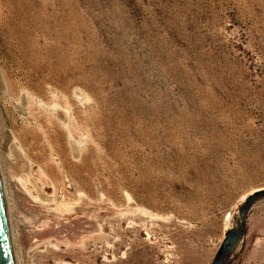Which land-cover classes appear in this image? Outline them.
<instances>
[{
  "label": "rangeland",
  "instance_id": "rangeland-1",
  "mask_svg": "<svg viewBox=\"0 0 264 264\" xmlns=\"http://www.w3.org/2000/svg\"><path fill=\"white\" fill-rule=\"evenodd\" d=\"M0 188L13 264H212L264 189V0H0Z\"/></svg>",
  "mask_w": 264,
  "mask_h": 264
},
{
  "label": "water",
  "instance_id": "water-1",
  "mask_svg": "<svg viewBox=\"0 0 264 264\" xmlns=\"http://www.w3.org/2000/svg\"><path fill=\"white\" fill-rule=\"evenodd\" d=\"M264 197V189L255 191L247 196L243 205L239 208V218L233 228L226 232L222 244L218 248L212 264H228L234 256L235 251L241 244L246 233L247 215L255 202ZM0 264H13L11 248L9 243L5 211L0 188Z\"/></svg>",
  "mask_w": 264,
  "mask_h": 264
},
{
  "label": "bare ground",
  "instance_id": "bare-ground-1",
  "mask_svg": "<svg viewBox=\"0 0 264 264\" xmlns=\"http://www.w3.org/2000/svg\"><path fill=\"white\" fill-rule=\"evenodd\" d=\"M255 191H258V190H255ZM255 191H253L252 193H254ZM251 193V194H252ZM250 194V195H251ZM3 195V194H2ZM3 197V196H2ZM5 201H3V203H4ZM233 228V226H232V222L231 223H229V225H228V227H227V232L229 231V230H231ZM226 237V236H225Z\"/></svg>",
  "mask_w": 264,
  "mask_h": 264
}]
</instances>
